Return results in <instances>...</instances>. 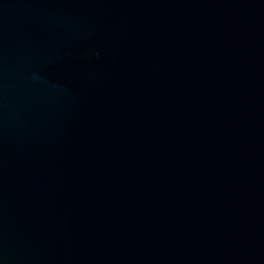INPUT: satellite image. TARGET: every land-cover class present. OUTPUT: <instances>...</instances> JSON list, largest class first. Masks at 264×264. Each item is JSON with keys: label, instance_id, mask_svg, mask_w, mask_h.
<instances>
[{"label": "water", "instance_id": "obj_1", "mask_svg": "<svg viewBox=\"0 0 264 264\" xmlns=\"http://www.w3.org/2000/svg\"><path fill=\"white\" fill-rule=\"evenodd\" d=\"M0 264H264V0H0Z\"/></svg>", "mask_w": 264, "mask_h": 264}]
</instances>
